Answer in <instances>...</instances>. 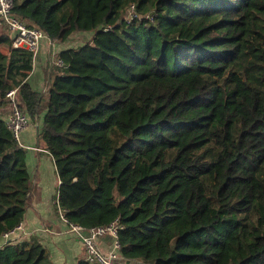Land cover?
<instances>
[{
    "label": "trees",
    "instance_id": "16d2710c",
    "mask_svg": "<svg viewBox=\"0 0 264 264\" xmlns=\"http://www.w3.org/2000/svg\"><path fill=\"white\" fill-rule=\"evenodd\" d=\"M11 12L57 43L93 37L57 55L42 104L32 53L0 33V238L31 205L26 151L2 117L17 89L28 120L44 112L69 224L116 221L120 255L145 264H264V0H13ZM0 264L51 262L22 242L0 247Z\"/></svg>",
    "mask_w": 264,
    "mask_h": 264
},
{
    "label": "crops",
    "instance_id": "0c3cea01",
    "mask_svg": "<svg viewBox=\"0 0 264 264\" xmlns=\"http://www.w3.org/2000/svg\"><path fill=\"white\" fill-rule=\"evenodd\" d=\"M1 24L0 33H8L11 37L6 26ZM92 37L93 32H79L72 34L64 43L54 42L47 37L40 42L27 82L38 93L42 104L48 96L47 86L53 68H50V63L61 51L77 48ZM6 114L7 108L3 111L4 119ZM43 116L44 112L34 120L29 119L28 125L19 134L18 143L26 151L25 162L32 183L29 195L31 205L21 222L23 234L8 243H37L44 248L51 264H77L84 257V250L79 237L69 232L68 225L56 214L55 202L60 181L52 157L38 138ZM5 244L6 239L1 237L0 247ZM97 244L105 254L113 250V238L109 235L100 237Z\"/></svg>",
    "mask_w": 264,
    "mask_h": 264
},
{
    "label": "built area",
    "instance_id": "2783aa9c",
    "mask_svg": "<svg viewBox=\"0 0 264 264\" xmlns=\"http://www.w3.org/2000/svg\"><path fill=\"white\" fill-rule=\"evenodd\" d=\"M13 0H0V22H3L7 31L11 34L12 46L15 49H25L32 53L33 60L35 59L40 42L46 37L41 29L35 25H31L27 21L19 19L13 15L12 10ZM134 6L132 5L125 15L127 22L137 17ZM107 29V28H106ZM105 29V30H106ZM64 63L56 58L50 63V68H64ZM17 89L10 90L6 97L9 101L7 105L6 125L11 131L13 137L18 141L20 132L28 125L29 120L18 107ZM34 150H39L34 148ZM43 151V150H41ZM56 213L59 219L69 227V232L76 234L82 241L84 248V260L89 264H145L139 260H129L121 256L119 253L120 247L118 244L117 234L120 229L119 224L114 221L107 227H92L85 229L84 227L69 224L65 217V211L55 202ZM23 234L22 225L19 224L2 237L6 242H10ZM109 235L113 238V250L109 254H105L99 248L97 241L100 237ZM132 261V262H131Z\"/></svg>",
    "mask_w": 264,
    "mask_h": 264
},
{
    "label": "rangeland",
    "instance_id": "374dc122",
    "mask_svg": "<svg viewBox=\"0 0 264 264\" xmlns=\"http://www.w3.org/2000/svg\"><path fill=\"white\" fill-rule=\"evenodd\" d=\"M0 23H2V22H0ZM1 25H3V23L1 24ZM4 26V25H3ZM132 262V261H131Z\"/></svg>",
    "mask_w": 264,
    "mask_h": 264
}]
</instances>
